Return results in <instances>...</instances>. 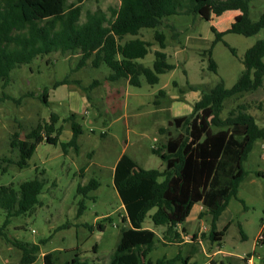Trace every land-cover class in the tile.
Masks as SVG:
<instances>
[{
	"label": "rangeland",
	"instance_id": "374dc122",
	"mask_svg": "<svg viewBox=\"0 0 264 264\" xmlns=\"http://www.w3.org/2000/svg\"><path fill=\"white\" fill-rule=\"evenodd\" d=\"M119 3V0H85L82 21L87 11L102 9L109 12ZM263 12L264 0H253L251 19L258 20ZM232 18L230 13L216 16L209 5L202 9L201 15L182 14L167 19L160 28L166 35L163 51L167 61L175 67L160 74L159 82L154 85L148 84L144 77L141 86L131 85L126 79L111 82L107 79L110 68L106 64L94 67L89 59L81 65V53L61 55L54 52L15 69L10 83L0 84V156L13 161L2 163L6 171L0 168V185L14 183L18 186L36 176L44 178L45 184L35 210L14 219L8 227L9 235L34 243L47 239L41 246L42 252L78 246L83 257L109 264L122 228L130 226L128 220L123 221L127 217L126 211L114 186L115 164L123 153H127L145 169H163L164 162L152 151L166 139L160 129L168 126L169 119L175 114H190L202 93L211 90L221 79L227 88L237 82L245 70V52L264 37V31L252 36L225 33L223 40L215 41L216 34L211 27L226 31ZM154 34V29L144 28L139 35L152 42L145 58L139 59L151 68L155 51L160 49ZM129 38L131 36L126 39ZM209 50L217 65L216 71L209 67ZM64 77L71 82L54 88L55 81ZM45 87L49 93L47 104L42 100ZM4 94L10 98L4 99ZM239 103L248 104L249 112L264 126V85L255 92L226 100L222 117ZM52 113L61 117L57 123L63 126L60 141L71 139L68 119L71 114L76 115L83 128L77 148L69 147L65 153L60 143L44 141L38 145L28 165L20 168L15 163L19 152L10 145L13 133L19 132L20 138L25 139L39 121L48 120ZM170 130L173 134L178 133L174 127ZM244 167L247 176L240 184L237 197L231 198L223 214L224 221L233 220V223L223 237L222 247L233 254L253 253L255 241L264 230V176L259 175L264 172V140L255 143ZM92 178L99 181V187L88 194L79 193V186L88 184ZM82 201L86 207L79 215ZM200 206L197 204L187 221L179 225L180 231L186 228L191 234L196 232L204 242L203 250L199 244L198 253L189 264H208L207 251H212L208 237L211 216L205 214L203 219L199 218ZM155 211L156 208L151 209L143 223L145 228L157 233L155 247L148 255L154 262L165 254L174 257L180 253L177 245H163L168 228L154 223L152 215ZM4 220L5 212L0 209V227ZM99 223H104L105 229L100 230ZM85 224L92 225L93 230ZM204 234L205 239L201 237ZM181 250L186 256V248ZM263 252L264 246H258L257 253ZM69 256L67 253L63 257ZM20 257V250L0 236V264H19ZM38 260L43 261L41 254ZM229 261L243 263L234 257L233 260L225 259V264ZM175 264L183 262L180 260Z\"/></svg>",
	"mask_w": 264,
	"mask_h": 264
},
{
	"label": "trees",
	"instance_id": "16d2710c",
	"mask_svg": "<svg viewBox=\"0 0 264 264\" xmlns=\"http://www.w3.org/2000/svg\"><path fill=\"white\" fill-rule=\"evenodd\" d=\"M85 0H0V84L10 83L11 73L22 65L31 64L39 57L54 52L81 53V65L91 59L94 67L106 64L110 68L107 79L111 82L126 79L129 84L141 86L142 77L148 84L159 82V76L175 66L167 61L166 35L160 29L165 21L175 15H200L201 9L211 6L216 16L227 10H240L242 16L232 22L226 31L212 26L215 41L223 40L225 33L252 36L264 31V12L258 20L250 17L253 0H119L117 8L106 12L102 9L87 11L82 21ZM174 29V26L167 24ZM144 28L154 29V38L160 45L155 51L153 67L139 62L148 54L152 42L140 37ZM127 36H133L126 39ZM235 53V49H232ZM210 69L217 65L209 50ZM50 62V59H47ZM245 70L237 82L227 88L221 79L211 90L204 91L195 103L190 114L176 116L168 121V126L160 129L166 135L165 141L154 154L164 162L163 169H145L129 154L123 153L114 169V186L124 205L130 226L123 227L117 246L109 264H175L179 258H160L153 262L148 255L155 247L156 233L143 226L147 213L156 208L152 219L156 225L168 227L166 239H180L176 230L197 203L211 216L209 238L221 241L224 230L218 231L216 222L228 207L232 197H237L240 184L247 176L244 162L255 143L264 140V126L249 112V105L239 103L222 117L226 100L255 92L264 85V37L249 47L243 58ZM66 77L55 81L54 88L69 84ZM77 83V82H76ZM5 98H10L4 94ZM49 93L45 87L42 100L48 103ZM1 100V99H0ZM60 116L52 113L47 120L39 121L27 134L20 138L19 132L13 133L11 148L17 149L19 158L15 162L20 168L28 165V160L39 144L48 142L61 144L63 151L76 147L83 133L82 125L76 115L71 114L72 137L60 141L62 125H57ZM171 127L177 129L173 134ZM13 161L0 156L2 163ZM264 176V172L259 173ZM45 180L36 176L25 180L18 186L14 183L0 185V209L5 212V220L0 227V236L21 252L19 264H31L38 259L39 243L13 238L8 227L16 218L32 213L39 203V195ZM99 187V181L92 178L81 185L78 192L88 194ZM86 205L81 202L79 215ZM69 225V224H68ZM67 226V225H65ZM90 230L92 225L85 224ZM100 230L104 223L97 224ZM25 226L22 225V228ZM197 238V233L193 235ZM264 243V239L261 241ZM95 251L97 246L94 247ZM70 253V256H63ZM43 264H102L83 257L79 247L67 250L46 252ZM264 264V259H263Z\"/></svg>",
	"mask_w": 264,
	"mask_h": 264
},
{
	"label": "crops",
	"instance_id": "0c3cea01",
	"mask_svg": "<svg viewBox=\"0 0 264 264\" xmlns=\"http://www.w3.org/2000/svg\"><path fill=\"white\" fill-rule=\"evenodd\" d=\"M206 7V6H205ZM203 9V8H202ZM202 9H201V12H202ZM201 12H200V15H201ZM224 13H230L232 16H233V22H235V21H237V20H239L240 18H241V16H242V12L240 11V10H227V11H225ZM223 13V14H224ZM232 24V23H231ZM128 37V36H127ZM126 37V38H127ZM133 36H131V38H132ZM65 78V77H64ZM63 78V79H64ZM206 91V90H205ZM176 109V108H175ZM183 115H185V114H183ZM176 116H182V115H174V116H172V118L173 117H176ZM92 121V120H91ZM61 137V136H60ZM122 156V155H121ZM120 156V157H121ZM120 159V158H119ZM117 164V163H116ZM116 164H115V166H116ZM229 203H230V201H229ZM197 204H201V203H197ZM196 204V205H197ZM196 205H194V207L196 206ZM229 205V204H228ZM122 207L124 208V205H122ZM194 207H193V209H194ZM192 209V210H193ZM227 209H228V207L223 211V213L220 215V217L218 218V220H217V222H216V227H217V230L218 231H221V230H224L225 228H227L226 230H225V234H226V232H227V230H228V228H229V226L233 223V220H223V217H224V213L227 211ZM200 212H199V218H204V216L202 217L200 214H201V212H203L205 209H204V207H203V205L201 204V206H200ZM191 213H192V211H191ZM206 214H208V213H206ZM191 216V214L188 216V218ZM187 218V219H188ZM187 219L184 221V222H186L187 221ZM183 222V223H184ZM180 225V224H179ZM179 225L176 227V230L177 231H179L180 232V235H181V238L180 239H172L171 237H172V235H171V237H169L168 239H166L165 237L163 238V240H162V242H163V245H177L178 247H180V253H178L176 256H174V257H169L167 254H165L162 258H164V259H172V258H175V257H177V258H179V260L178 261H182L183 262V264H189V263H191V261L194 259V256H195V254H197L198 253V250H199V244H201V248H202V250H203V247H202V245H203V240H201L200 238H199V236H198V233H197V238L196 239H194L193 238V235L196 233V232H194L193 234H191V233H189L188 232V230L186 229V228H183L182 229V231H180L179 230ZM168 228V227H167ZM210 231V230H209ZM263 232H264V230H263ZM156 233V232H155ZM224 234V235H225ZM156 236H157V233H156ZM191 237V240L189 239ZM202 238H206V234H204V235H202L201 236ZM209 237V236H208ZM224 237V236H223ZM244 237H245V234H244ZM210 240V242H211V244H210V246H211V252H209V251H207L208 252V254H207V256H209L210 257V261H209V263L208 264H225V259H227V260H233V258L234 257H236L238 260H242V262L243 263H241V264H263V259H264V252L263 253H257V247L258 246H264V243H262V242H257V241H255V249L253 250V253H246V254H233V253H229V252H227V251H225L224 250V248L222 247V241H223V238H222V240L221 241H213V240H211V239H209ZM257 240V239H256ZM196 243V244H195ZM184 248H186V252H187V254H186V256H183V254H182V250L181 249H184ZM215 248V249H214ZM55 250V249H54ZM54 250H50V251H54ZM47 252H49V251H47ZM46 253V251H43L42 252V250H41V252H40V254H41V256L43 257L44 256V254ZM39 254V255H40ZM38 258H39V256H38ZM38 261V262H37ZM37 264H43L44 263V261H39L38 259L35 261ZM35 262H33V263H35ZM154 262V261H153ZM230 262V261H229ZM10 263V262H9ZM33 263H31V264H33ZM196 263V262H195ZM229 264H236V263H229Z\"/></svg>",
	"mask_w": 264,
	"mask_h": 264
},
{
	"label": "built area",
	"instance_id": "2783aa9c",
	"mask_svg": "<svg viewBox=\"0 0 264 264\" xmlns=\"http://www.w3.org/2000/svg\"><path fill=\"white\" fill-rule=\"evenodd\" d=\"M263 239H264V232H262V233L258 236V238H257V242L259 243V242H261Z\"/></svg>",
	"mask_w": 264,
	"mask_h": 264
}]
</instances>
